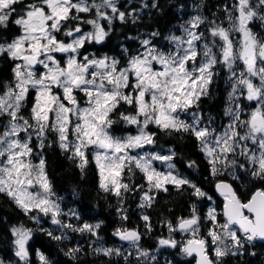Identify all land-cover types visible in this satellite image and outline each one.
I'll return each mask as SVG.
<instances>
[{
    "label": "rangeland",
    "instance_id": "obj_1",
    "mask_svg": "<svg viewBox=\"0 0 264 264\" xmlns=\"http://www.w3.org/2000/svg\"><path fill=\"white\" fill-rule=\"evenodd\" d=\"M12 1L0 0V14L8 11ZM30 1L26 15L19 19L23 34L8 43L0 42L2 50L18 59L17 83L0 88V117L5 121L0 138V187L9 190L27 211L46 218L53 230L63 234L78 222L63 199L53 194L46 175L40 147L48 129L80 161L92 154L103 186L117 192L124 169L132 164L144 170L152 185L178 180L171 156L153 149L151 124L162 129H192L210 160L226 172L238 160L264 173V124L252 125L254 117L264 119V0H238L240 20L233 14L219 29V37L200 28L203 16L194 11L168 36L162 45L166 48L145 35L123 68L115 58L83 50L87 41L104 40L102 25H91V31L82 27L63 31L62 38L57 34L66 17L80 21L79 12L94 10L92 21H110L119 9V0ZM36 13L39 16L34 17ZM252 23L259 28L254 29ZM28 56L37 57L38 65L32 66ZM218 60L231 69L228 116L221 123L194 109L196 98L212 81ZM31 91L36 98L27 118L20 109ZM120 100L135 105V113L125 117L137 134H114L109 112ZM150 199L151 193L145 191L142 200ZM208 213L215 225L204 234L205 239L199 224L188 232L176 231L187 242L197 239L209 244L210 257L217 264L224 254L243 247L247 238L225 219L220 221L218 211L209 209ZM30 236L27 230L16 232L20 259L27 255ZM106 252H137L144 261L158 254V250L142 249L137 240L106 248Z\"/></svg>",
    "mask_w": 264,
    "mask_h": 264
},
{
    "label": "trees",
    "instance_id": "obj_2",
    "mask_svg": "<svg viewBox=\"0 0 264 264\" xmlns=\"http://www.w3.org/2000/svg\"><path fill=\"white\" fill-rule=\"evenodd\" d=\"M30 0L15 1L7 12L0 14V42L8 43L20 37L23 29L19 19L26 15ZM110 21H92L91 12H79L74 20L71 15L63 20L57 34L62 38L63 31L69 32L77 27L91 31V25L100 24L105 29L102 42L84 44L86 54L97 57L110 56L116 59L120 68L125 67L128 58L139 49L145 35L151 36L154 43L162 46L181 24L185 23L194 11L203 16L204 32L218 31L232 20L239 9L238 0H119ZM123 13L122 17L119 13ZM240 20V19H239ZM254 21V20H252ZM88 22V23H86ZM258 29L257 23H252ZM0 45V88L5 89L17 83L18 59L10 51L2 50ZM231 69L218 60L214 65L212 81L206 90L196 98L194 109L206 119L216 123L226 122L229 107ZM79 93L78 90H76ZM35 98L33 91L21 106L20 114L27 118L32 115ZM135 113V105L122 100L109 112L115 135L137 134L133 124L127 125L126 115ZM3 117H0V138L2 136ZM148 129L153 136V149L177 151L176 162L181 170L188 172L191 180L202 189L217 197V183L225 178L223 175L211 174L209 158L201 152L203 147L197 135L189 128H160L151 124ZM40 153L44 162L46 175L54 195L63 199L69 206L78 222L76 226L59 233L52 229L50 221L38 217L35 211H27L14 198L9 190L0 187V264H195V259L187 255L184 245L187 240L176 231L178 225L189 218H196L201 227V234L215 225L208 210H218L219 220L223 198L213 202L206 198L199 199L190 186L161 190L152 185L144 170L132 164L123 171V184L117 192L102 184L99 165L92 154L80 161L74 152L60 143L55 131L47 130L41 143ZM2 153L0 150V162ZM241 169L239 179L242 186L235 184L240 190L248 189V196L257 189H264V179H255L250 175L247 165L234 160ZM243 172V173H242ZM145 191L151 193V199L143 201ZM243 198V199H241ZM247 202L249 197H241ZM84 225H87L84 228ZM27 230L31 236L27 244V255L20 259L16 247V232ZM127 230L138 233L139 246L147 251L158 252L151 260L129 255L107 254L106 248L127 243L123 238ZM130 240V241H134ZM173 241L172 245L169 244ZM210 250V249H209ZM211 252V250H210ZM40 255L45 256L41 258ZM43 260V261H41ZM217 264H264V242L246 241L243 247L222 256Z\"/></svg>",
    "mask_w": 264,
    "mask_h": 264
},
{
    "label": "water",
    "instance_id": "obj_3",
    "mask_svg": "<svg viewBox=\"0 0 264 264\" xmlns=\"http://www.w3.org/2000/svg\"><path fill=\"white\" fill-rule=\"evenodd\" d=\"M39 16L38 13L34 17ZM28 61L32 66L38 65V58L28 56ZM254 127H261L262 121L255 117L252 121ZM218 192L223 195V217L230 226H236L240 232L248 237V241L264 242V192L256 191L248 202H242L237 196L233 185L227 181H220L217 184ZM196 219H186L182 221L178 228L180 231H189L197 225ZM138 237L135 231L127 232L123 235L126 240H133ZM185 252L195 259V264H215L211 259L206 244L202 241L191 240L185 246Z\"/></svg>",
    "mask_w": 264,
    "mask_h": 264
},
{
    "label": "flooded vegetation",
    "instance_id": "obj_4",
    "mask_svg": "<svg viewBox=\"0 0 264 264\" xmlns=\"http://www.w3.org/2000/svg\"><path fill=\"white\" fill-rule=\"evenodd\" d=\"M15 1H17V0H15ZM15 1H12L8 7H10L13 4V2H15ZM259 118L261 119L262 126H263L264 119L261 117H259ZM198 141H199V143H201V141L199 139H198ZM201 152L203 153V155H205L207 158H209V156L206 154V152H204L203 150ZM165 154H169L171 156L173 171L175 173L176 179H178V180L170 179V180L166 181L162 186H159V189L166 191L169 189L170 186H173L174 188H180V187L187 185L193 189L194 194L199 199L206 198V199L211 200L213 202H216L215 201L216 198H223V200H224L225 197L223 195H221L219 192H218L217 197H215V195L208 193L206 190L202 189L200 186H198V184H196L195 182H193L191 180L190 176L188 175L189 174L188 172L181 170L180 166L176 162L177 151L174 148H170L168 151L165 152ZM209 162H210L209 165L211 168V174L213 176H218V175L225 176V178L222 179L221 181L230 182L233 185L235 192L239 198L250 196V199H251V197L253 195V193L251 194V191H250V194L248 196H246L248 194V189H243L240 187V190H239L238 188L235 187V184L242 186L241 181L239 180L241 178V176H240L241 169H238V166L236 163L232 164V166L229 168L227 167V172H226L225 169L221 165H218V164L216 165L214 162L210 161V159H209ZM248 171L250 172V175L253 178L260 179V180L264 179V173L260 172L257 168H254L253 170L248 168ZM216 188H217V185H216ZM257 190H261L262 192H264V189H257ZM241 199H243V198H241ZM212 206L213 207H211V208L216 210V208L214 207V203L212 204ZM217 211L218 210H216V212ZM198 223H199V221H198ZM202 236L204 238V234H202ZM160 250H162V249H160ZM219 261H221V260H219Z\"/></svg>",
    "mask_w": 264,
    "mask_h": 264
},
{
    "label": "bare ground",
    "instance_id": "obj_5",
    "mask_svg": "<svg viewBox=\"0 0 264 264\" xmlns=\"http://www.w3.org/2000/svg\"><path fill=\"white\" fill-rule=\"evenodd\" d=\"M132 231H133V230H131V231H127V232H132ZM127 232H125V233H127ZM135 232H136V231H135ZM125 233H124V234H125ZM124 234H123V235H124Z\"/></svg>",
    "mask_w": 264,
    "mask_h": 264
}]
</instances>
